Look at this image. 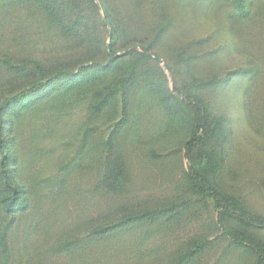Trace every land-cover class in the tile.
<instances>
[{"label":"rangeland","instance_id":"1","mask_svg":"<svg viewBox=\"0 0 264 264\" xmlns=\"http://www.w3.org/2000/svg\"><path fill=\"white\" fill-rule=\"evenodd\" d=\"M236 1L0 0L1 166L27 201L15 216L0 205V264L256 262L185 184L188 119L162 101L196 94L227 118L217 183L264 217V0H243L247 14ZM132 76L130 121L110 149ZM36 82L17 113L5 104Z\"/></svg>","mask_w":264,"mask_h":264},{"label":"trees","instance_id":"2","mask_svg":"<svg viewBox=\"0 0 264 264\" xmlns=\"http://www.w3.org/2000/svg\"><path fill=\"white\" fill-rule=\"evenodd\" d=\"M236 3L239 10L247 14L243 0H237ZM44 5L47 7L48 3L44 1ZM145 52L149 53L150 49H145ZM132 53L133 51H130L128 54ZM114 60L112 58L110 62ZM3 61L8 68L15 71L18 70V67L8 59L5 58ZM42 73H45L44 70H42ZM64 74H66L64 71L57 72L51 78L52 82L64 77ZM31 78H34V76ZM135 80V76H132L119 83L118 89L122 91L123 95L122 117L107 143L110 149L114 147L115 138L117 139L119 133L125 129L130 121V92ZM36 84L37 82L32 85L34 87L33 89H28L20 93L15 102L9 99L5 101V104H11L13 112L17 113L20 110L18 106L21 103L25 100H31V97L41 87L46 86V83L41 86L40 84ZM181 95L180 91H177L176 95L169 90H164L162 101L167 105V110L173 118H182V121L186 123L185 117L188 119L186 126L189 125L190 134L188 140L184 143L185 156L188 160L187 171L184 177L185 184L193 194L206 196L214 202L217 210L218 224L222 227L224 235L232 245L243 248L249 254L254 255L256 258L254 264H264V240L252 232L254 230H264V217L250 212L241 199L224 192L217 183V177L224 165L225 146L229 141L230 129L228 120L224 116L214 114L209 105L198 95L186 94L183 98L180 97ZM103 104L104 100L100 101L96 109L101 108ZM187 107L191 109L188 114L186 112ZM3 109V107H0V116L3 113L1 111ZM1 144L2 142L0 140V146ZM7 158L8 155L5 154H2L0 158V187L8 190L3 191L0 198V205L6 214L15 216L26 209L27 201L20 187L12 186L9 181H6V175H4L1 165H4ZM137 219L139 220V217L124 218L122 223L125 224L128 221L133 222ZM153 221H156L154 216L149 219V222ZM205 246V243L194 244L193 251L197 254ZM178 263L182 264L180 261Z\"/></svg>","mask_w":264,"mask_h":264}]
</instances>
